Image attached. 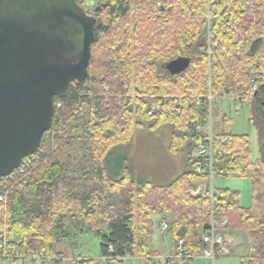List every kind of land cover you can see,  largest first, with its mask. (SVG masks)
I'll use <instances>...</instances> for the list:
<instances>
[{
	"label": "trees",
	"instance_id": "trees-1",
	"mask_svg": "<svg viewBox=\"0 0 264 264\" xmlns=\"http://www.w3.org/2000/svg\"><path fill=\"white\" fill-rule=\"evenodd\" d=\"M75 1L96 20L88 77L55 97L61 107L26 173L0 178L8 193L1 227L10 246L73 256L67 264H127L128 257L159 264L148 240L160 216L172 251L179 240L187 251L165 261L193 264L208 247L203 237L211 221L222 228L226 220L224 229L251 239L247 264H264V0ZM182 57L190 60L187 69L169 74L165 64ZM209 94L235 104L247 99L259 159L252 161L249 136L215 132L211 124L212 175L249 178L250 207L229 189L213 188L212 204L208 192L191 194L195 181L209 178L195 172L205 162L197 153L212 113ZM163 127L171 131L168 151H183L185 167L167 184L136 181L132 160L116 150L129 144L135 128ZM87 234L99 240L97 259L59 250Z\"/></svg>",
	"mask_w": 264,
	"mask_h": 264
},
{
	"label": "water",
	"instance_id": "water-1",
	"mask_svg": "<svg viewBox=\"0 0 264 264\" xmlns=\"http://www.w3.org/2000/svg\"><path fill=\"white\" fill-rule=\"evenodd\" d=\"M95 25L75 0H0V178L36 152L55 97L88 77ZM189 63L165 69L179 75Z\"/></svg>",
	"mask_w": 264,
	"mask_h": 264
},
{
	"label": "rangeland",
	"instance_id": "rangeland-1",
	"mask_svg": "<svg viewBox=\"0 0 264 264\" xmlns=\"http://www.w3.org/2000/svg\"><path fill=\"white\" fill-rule=\"evenodd\" d=\"M92 4H95V1ZM211 110L210 120L214 131L249 136L252 161H257L259 159V138L255 126L249 120L250 109L248 105L242 103L237 104L236 107L232 98L218 97L212 100ZM224 116L229 118V121L224 120ZM170 136L169 127H163L156 132H151L146 128H135L129 144L116 150L118 153L116 155L127 156L132 160L136 181L141 178L155 184L168 183L181 173L186 161V155L183 151H180L176 156L171 155L168 151ZM199 183L209 186L207 181H195L194 187ZM211 187L238 192L239 205L243 208L250 207L252 204V183L249 178L213 176ZM159 219L160 216H155L154 229L148 240V245L152 250L158 252L161 257V264H164V258L172 251V241L170 234L166 230H161V226L158 224ZM230 232L237 235V237L233 235L234 240L232 241L241 242L240 246H228L229 254H218L213 261L202 256L201 253L194 258L193 264H242L241 259L245 261L244 264H247V257L253 251L250 237L244 231L230 230ZM58 248L66 254L74 253L75 256L81 258L97 259L100 255L99 240L90 234L83 236L76 243L64 241ZM64 257L72 259L73 256ZM126 263L149 264L140 257H128Z\"/></svg>",
	"mask_w": 264,
	"mask_h": 264
},
{
	"label": "built area",
	"instance_id": "built-area-1",
	"mask_svg": "<svg viewBox=\"0 0 264 264\" xmlns=\"http://www.w3.org/2000/svg\"><path fill=\"white\" fill-rule=\"evenodd\" d=\"M252 12V11H251ZM91 14V13H90ZM254 87L251 89V93H253ZM207 99L209 100V107H211L212 96L209 94L207 96ZM247 99L246 98H240L236 102L237 104H246ZM55 108H60L61 104L57 103L54 104ZM155 110L154 106H151L148 114L151 115L153 111ZM207 129V135L202 138L201 145L198 149L197 155L199 157H202L205 159V162L202 165H199L195 168V172L199 177L203 176V173L209 174V178L207 181L209 186H205V184L199 183L196 185L192 191L193 196H199L204 195L206 192L209 193V196L211 197V204H212V197H213V188L211 187V180H212V159L215 155L214 151L212 150V131H211V120L209 118V124L206 127ZM33 162V158L31 156L25 157L21 160L20 165L12 171V173L7 176L10 178H15L16 176L24 175L30 165ZM6 177V178H7ZM7 191L0 190V260L2 261V264H67L73 259H67L65 257H54L49 254H47L44 251L40 252H33V253H19L16 252L11 246L10 241L7 239L4 228L1 227L2 222V205L5 204L6 198H7ZM218 196L220 198H223V193H219ZM227 222L226 220L222 221V228H217L213 225L211 221L210 228L206 231L203 242L208 245L207 248H205L202 251V256L211 259L212 261L215 258V251L221 253V254H229L228 248L224 245V240L222 236V231L226 227ZM167 224L163 223L161 226V230L165 231L167 230ZM111 250V247H109ZM187 255V251L182 249V241H178V248L176 252H174V255L171 256V259H177L180 260L184 258ZM164 264H171L170 262L164 261Z\"/></svg>",
	"mask_w": 264,
	"mask_h": 264
},
{
	"label": "crops",
	"instance_id": "crops-1",
	"mask_svg": "<svg viewBox=\"0 0 264 264\" xmlns=\"http://www.w3.org/2000/svg\"><path fill=\"white\" fill-rule=\"evenodd\" d=\"M171 155H173V154H171ZM173 156H176V155H173ZM182 172V171H181ZM180 174V173H179ZM178 174V175H179ZM177 175V176H178ZM176 176V177H177ZM174 179V178H173ZM172 179V180H173ZM171 180V181H172ZM171 181H169V182H171ZM168 182V183H169ZM156 184H160V185H162L163 183H156ZM165 184H167V183H165ZM159 221H160V219H159ZM233 235H235L236 237H237V235L236 234H232L231 232H230V230H224V232L222 233V236H223V240H224V245L228 248V246H240L241 245V242H238V243H236V242H234V241H232V240H234L233 239ZM228 250H229V248H228ZM252 251V250H251ZM174 253V251H171L170 252V254L167 256V257H169L170 255H172ZM218 254H216L215 255V258H216V256H217ZM219 255H222L221 253H219ZM166 257V258H167ZM166 258H164V261H165V259ZM248 258V257H247ZM241 262H242V264H244L245 263V261L243 260V259H241ZM158 263L159 264H161V257H159L158 258Z\"/></svg>",
	"mask_w": 264,
	"mask_h": 264
}]
</instances>
